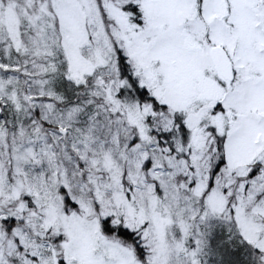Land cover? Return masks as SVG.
I'll return each instance as SVG.
<instances>
[{
    "label": "snow or ice",
    "instance_id": "obj_1",
    "mask_svg": "<svg viewBox=\"0 0 264 264\" xmlns=\"http://www.w3.org/2000/svg\"><path fill=\"white\" fill-rule=\"evenodd\" d=\"M0 264H264V0H0Z\"/></svg>",
    "mask_w": 264,
    "mask_h": 264
}]
</instances>
